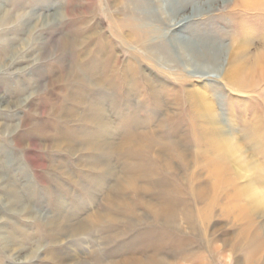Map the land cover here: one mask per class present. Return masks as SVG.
I'll return each mask as SVG.
<instances>
[{
  "label": "rangeland",
  "instance_id": "obj_1",
  "mask_svg": "<svg viewBox=\"0 0 264 264\" xmlns=\"http://www.w3.org/2000/svg\"><path fill=\"white\" fill-rule=\"evenodd\" d=\"M134 5L0 0V264L139 254L160 264H246L251 239L263 261L264 83L238 92L227 74L264 59V10L239 0L183 4V14L213 8L181 35L206 41L201 62L216 66V79L192 76L161 21L140 19ZM132 14L151 26L146 33L158 29L146 50L114 28ZM223 131L255 175L223 160Z\"/></svg>",
  "mask_w": 264,
  "mask_h": 264
},
{
  "label": "bare ground",
  "instance_id": "obj_2",
  "mask_svg": "<svg viewBox=\"0 0 264 264\" xmlns=\"http://www.w3.org/2000/svg\"><path fill=\"white\" fill-rule=\"evenodd\" d=\"M141 1H146V0H141ZM141 1H139V0H129V1L123 0V2L126 3V4L127 3H131V4L133 3V4H135L134 6H136V8H137V13L140 16V19H153V21L155 20L157 22L161 21L162 25L167 30V33H165V35L168 36L169 38H170V35H171V40L173 42V45L177 47L178 53H179L180 57L184 60V62L186 64L185 67H188L189 68V71L193 73L192 76L203 75V76L212 77V78H216V79L220 78L219 70H216L215 69L216 66L211 69V67L208 64H205L204 61H203L204 63L201 62L202 59H206V56L209 55V57H210V52L208 50H206L204 53H202L200 51V49H199V45H205V42L206 41L204 42L203 39H199V41L192 42L189 39H186L183 35H181L182 33H184L183 31L186 30L185 28L190 23H192L194 21V19H196V17H198V16L201 17L202 15H206L208 13L210 14L211 13L210 12L211 9H213L211 6H210L211 9L209 7H205V8H201V9L199 7H193L192 10H191V13L189 12V14H183L185 12L184 9H183V4H186V0H152L151 1L153 3L152 6L150 4H148V3L143 4ZM239 1L245 7V9H252V10H256V11L257 10L258 11L259 10H264V0H239ZM138 20H139V17H137L136 15H133V17H130V15L127 17V15H125L123 19H120V22H117V23L115 22L113 25H114V28L116 29L117 34L121 37L120 40L123 39L122 36L124 34V31L125 30H130L131 31V34H129L128 35V38L124 40V43H126L128 45L135 44L137 46L142 47L143 50H146L147 49V39H150L151 34H153V36L154 35H157L158 34V32H157L158 29L156 30L155 27H153V29H155L156 32L151 29L152 30L151 33H150V31L148 33H146V31L148 30V29H146V27H147L146 24L143 27H141L140 26V23L138 22ZM152 23H154V22H152ZM147 28H151V26L150 27L148 26ZM235 52H237V51H235ZM167 71H169L168 73H170V70H167ZM228 71H229L228 74H227L228 79H229L230 83L232 84V86L238 92H247V91L249 92L250 90H256L261 83H264V59L263 60H260L259 63L253 67V69L251 68L250 70H247L246 68L233 67V68H231ZM190 95H207V94L206 93H201V92H197V93H194V92L192 93L191 92ZM197 101H196V103H199ZM197 105H199V104H197ZM213 120H215V118H213ZM215 133H217V132L215 131ZM220 136H222L223 139H224V141H225L224 142L225 143V145H224V148L225 149L223 147L220 148L218 145H217L218 146L217 149L218 148H220V149L223 148L222 149V155H223L222 157H223V160H225V159L228 160L229 159V162L236 161L239 164L242 163V166L244 167V169H246V171H247L246 173H248V176L255 175V173L253 174L254 171L252 169V166H251L252 163L251 162L245 161L244 160L245 158L244 159H240V160L237 158V156H236V152L237 151L234 149V141H232V139L231 140H229V139L226 140L225 139L226 137H228L227 136V132H224V131L221 132ZM216 138L215 139L213 138V140H215V142L217 140H220L219 138H221V137H219L217 140H216ZM215 146H216V143H215ZM214 149L216 150V147H214ZM218 152L221 153V151H218ZM238 157H239V155H238ZM128 178H130V177H128ZM129 184L131 185L132 183L130 182ZM256 184H258V181L255 178H253L249 185L252 186V185H256ZM261 184H262V182H261ZM7 185H9V184L7 183ZM263 185H264V183L261 186L263 187ZM251 186H248V187H251ZM255 187H257V186H255ZM250 189H252V188H250ZM7 192H8L7 194L10 196V197H8L9 198L8 204L11 207H14V200H17L18 198H14V190L13 189H10V186H9V189H7ZM254 194H256V193H254ZM107 198H108V196H107ZM255 199L256 198H253V201H255L258 204H259V202H261L263 200L262 199L261 201H258V200H255ZM103 200H105V198H103ZM32 213H33V211H32ZM96 213H97V211H96ZM97 214H99V212ZM97 214H94L93 215V212H92V214H89V215H92V218L98 222L100 219H97V217H96ZM108 215H111V214H108L107 213V216ZM92 222H94V221H92ZM63 224H65V223H63ZM60 225H61V223H60ZM67 226H68V229H69V225H67ZM100 226H101V224H100ZM64 229H66V228H64ZM64 229L62 228V230H64ZM69 230H67V231H69ZM53 240H55V239L53 238ZM61 241L64 242V240L58 238V240H55V243L54 244H59ZM253 243H256L255 239H251L248 242H247V240H244V242L242 244L244 246L243 248H244L245 253L247 252V254H246L247 256H246V259H245V260H247L246 261V264H264V257L263 256L260 257V261L263 258V261L262 262L255 263V260L258 257L255 254L258 253L259 246L253 245ZM242 245H241V247H242ZM64 246H65V244H64ZM69 246H71V245H69ZM44 248H42V249H44ZM62 248H63V245H62ZM65 248H63V249H65ZM67 248H68V246H67ZM243 248H242V250H243ZM263 248H264V245H263ZM53 249H54V246H53ZM53 249H51V250H53ZM38 250H39V248H38ZM48 250L50 251V249H48ZM50 252H52V251H50ZM50 252H48V253H50ZM37 253H38V251H37ZM44 253H45V251H44ZM53 253H54V251H53ZM155 255H153V256H147V257L144 256L143 258H142V256H140V254L138 256L133 255L134 257H131V256L130 257L123 256L119 260H116L114 262L112 261L111 264H160V263H163L162 260L157 259ZM13 257H15V255ZM69 257H71V256H69ZM72 257H73V255H72ZM32 258H33V256H32ZM24 259L30 260V259H27V258H24ZM75 259L76 258H73L72 260L76 261ZM36 260L39 261V258L36 259ZM69 261H70V259H69ZM256 261H259V260H256ZM76 263H78V262H76Z\"/></svg>",
  "mask_w": 264,
  "mask_h": 264
}]
</instances>
